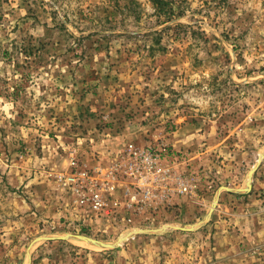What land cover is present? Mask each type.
<instances>
[{"label":"rangeland","instance_id":"obj_1","mask_svg":"<svg viewBox=\"0 0 264 264\" xmlns=\"http://www.w3.org/2000/svg\"><path fill=\"white\" fill-rule=\"evenodd\" d=\"M166 1L0 0V264H264V0ZM128 143L157 197L95 213L69 177Z\"/></svg>","mask_w":264,"mask_h":264},{"label":"built area","instance_id":"obj_2","mask_svg":"<svg viewBox=\"0 0 264 264\" xmlns=\"http://www.w3.org/2000/svg\"><path fill=\"white\" fill-rule=\"evenodd\" d=\"M165 173L159 154L152 148L144 149L128 143L122 154L110 164L107 170H101L95 174L85 170L72 173L69 177V185L73 187L77 201L85 204L95 213H103L110 208L112 193L121 184H129L124 182L126 177L130 179L131 185L136 189L135 192L144 194L141 200L150 201L151 198L157 197V191L153 187L145 188L143 184L156 185L159 181L158 177ZM190 189L189 185L181 182L178 192L184 193ZM116 204L117 201L114 199L113 205ZM129 206L132 207L133 204Z\"/></svg>","mask_w":264,"mask_h":264},{"label":"water","instance_id":"obj_3","mask_svg":"<svg viewBox=\"0 0 264 264\" xmlns=\"http://www.w3.org/2000/svg\"><path fill=\"white\" fill-rule=\"evenodd\" d=\"M251 176H252V172L250 173V177ZM250 188H251V184L248 183L246 188L238 189V190H236V192H248L250 190ZM215 204H213V207L215 206ZM211 212H212V209L209 211L208 216L211 214ZM195 228H196V226H190L189 228L184 227V228H180V229L185 230V231H191V230H194ZM129 235L130 234H127L126 236H122L119 239H117L115 242H112V243L100 242V241L93 240L89 237H85V236H81V235H72V234H66V235L60 236V237H41V238L37 239L36 242L37 241H46V240H51V239H64V240L81 241V242L88 243L90 245L97 246L100 248H113V247L118 246L123 241H125V239H127V237Z\"/></svg>","mask_w":264,"mask_h":264},{"label":"trees","instance_id":"obj_4","mask_svg":"<svg viewBox=\"0 0 264 264\" xmlns=\"http://www.w3.org/2000/svg\"><path fill=\"white\" fill-rule=\"evenodd\" d=\"M152 4L161 12H164L163 14H166V6L168 5V2L166 0H151ZM170 10V9H168Z\"/></svg>","mask_w":264,"mask_h":264},{"label":"bare ground","instance_id":"obj_5","mask_svg":"<svg viewBox=\"0 0 264 264\" xmlns=\"http://www.w3.org/2000/svg\"><path fill=\"white\" fill-rule=\"evenodd\" d=\"M263 156V153L260 155V157H262ZM128 234V232L127 233H125L123 236H126ZM27 260H28V258H27Z\"/></svg>","mask_w":264,"mask_h":264}]
</instances>
